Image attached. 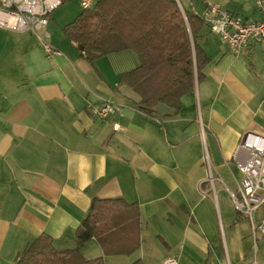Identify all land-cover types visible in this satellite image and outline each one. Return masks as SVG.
I'll use <instances>...</instances> for the list:
<instances>
[{"label": "crops", "instance_id": "1", "mask_svg": "<svg viewBox=\"0 0 264 264\" xmlns=\"http://www.w3.org/2000/svg\"><path fill=\"white\" fill-rule=\"evenodd\" d=\"M178 2L195 14L217 3L260 18L255 0ZM81 10L80 0H61L49 15L46 40L60 51L53 56L31 32L0 28V264H13L42 233L58 249L75 247L91 200L117 197L137 202L141 244L131 255H114L125 257L115 264H163L170 255L177 264H264V236L253 251L248 220L219 203L240 178L239 138L264 134V43L234 54L203 24V74L178 112L158 104L148 116L120 84V74L138 64L134 52L91 64L63 35ZM106 99L118 110L102 119L90 104ZM81 252L102 255L95 240ZM111 256L105 264H114Z\"/></svg>", "mask_w": 264, "mask_h": 264}, {"label": "trees", "instance_id": "2", "mask_svg": "<svg viewBox=\"0 0 264 264\" xmlns=\"http://www.w3.org/2000/svg\"><path fill=\"white\" fill-rule=\"evenodd\" d=\"M203 24L200 14L186 10L178 0H93L61 30L91 64L111 53L134 52L138 64L120 74V84L138 95V110L153 116L158 104L178 112L180 98L203 74L208 56L197 43ZM140 235L137 202L93 198L75 230V247L58 249L42 233L15 256L13 264H105L106 255L136 252ZM89 240L98 243L102 255H83L81 248ZM129 264L142 262L138 258Z\"/></svg>", "mask_w": 264, "mask_h": 264}, {"label": "built area", "instance_id": "3", "mask_svg": "<svg viewBox=\"0 0 264 264\" xmlns=\"http://www.w3.org/2000/svg\"><path fill=\"white\" fill-rule=\"evenodd\" d=\"M61 4V0H0V28L14 31H28L41 41L46 56L60 54V51L46 40L49 15ZM93 0H80L82 9H89ZM259 19L248 20L217 3H208L200 16L204 24L225 42L234 54H241L252 44L264 43V0H255ZM93 114L105 119L118 110L116 103L103 100L99 105L90 104ZM154 121L158 119L153 118ZM117 129L118 125L113 124ZM235 160L240 178L234 191H229L237 214L245 217L250 225L253 251L257 240L264 236V134L245 132L239 138ZM177 256L164 258L163 264H177ZM243 264H256L255 259Z\"/></svg>", "mask_w": 264, "mask_h": 264}, {"label": "rangeland", "instance_id": "4", "mask_svg": "<svg viewBox=\"0 0 264 264\" xmlns=\"http://www.w3.org/2000/svg\"><path fill=\"white\" fill-rule=\"evenodd\" d=\"M81 7V6H80ZM236 175H237V173H236ZM232 181H234V179L232 178L231 179V183L229 184V186L230 187H232L231 185H232ZM234 189V188H233ZM235 190V189H234ZM219 203H220V206H221V208H224V209H226V211L229 213H234V210H233V205H232V202H231V198L229 197V195H227V196H224L223 197V199L222 198H219ZM216 212H217V210H216ZM217 214H218V212H217ZM124 256H127V255H124ZM116 257V256H114V255H112L110 258H112L111 260H114L113 262H114V264L116 263L115 261L116 260H120V258H125V257Z\"/></svg>", "mask_w": 264, "mask_h": 264}]
</instances>
